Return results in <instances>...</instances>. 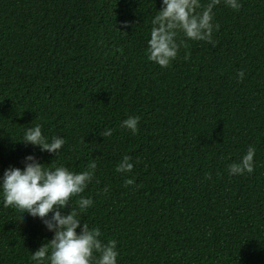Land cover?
<instances>
[{"label": "trees", "instance_id": "trees-1", "mask_svg": "<svg viewBox=\"0 0 264 264\" xmlns=\"http://www.w3.org/2000/svg\"><path fill=\"white\" fill-rule=\"evenodd\" d=\"M240 3L221 0L212 42L161 68L145 55L161 0H0V177L29 155L74 172L95 159L82 223L118 242V264H264V0ZM36 124L65 138L57 157L20 142ZM250 146L253 173L229 176ZM22 215L0 203V264H35L53 238Z\"/></svg>", "mask_w": 264, "mask_h": 264}, {"label": "clouds", "instance_id": "clouds-1", "mask_svg": "<svg viewBox=\"0 0 264 264\" xmlns=\"http://www.w3.org/2000/svg\"><path fill=\"white\" fill-rule=\"evenodd\" d=\"M221 0H161L160 10L151 19L150 38L145 55L148 61L161 68H167L177 58L187 41L212 42L214 9ZM234 11L241 8L240 0H223ZM127 26V25H125ZM181 34L183 38H181ZM187 58V57H186ZM244 72L238 73L240 80ZM139 116H128L120 127L135 134L139 131ZM114 129H105L100 136L110 137ZM20 142L38 146L42 152L60 154L66 140L53 136L49 141L36 124L24 130ZM255 147L250 146L239 162L228 165L229 176L248 174L254 171ZM35 156L25 157L23 169L9 167L0 177V203L33 218H39L53 238L31 254L35 264H118L120 255L115 239L107 243L101 240V231L89 227L83 220V213L93 207V200L84 195L89 184L96 178L97 163L90 161L81 172L71 171L64 165L45 167ZM135 165L130 155H124L115 171L131 173ZM135 180L126 178L124 186L134 185ZM108 192V188L104 189ZM75 199V207L72 201ZM66 210V214L62 212ZM49 214L50 217H49ZM79 229V232L77 231Z\"/></svg>", "mask_w": 264, "mask_h": 264}]
</instances>
